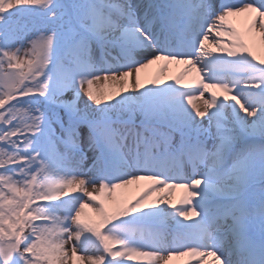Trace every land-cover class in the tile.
<instances>
[{"label":"snow or ice","instance_id":"snow-or-ice-1","mask_svg":"<svg viewBox=\"0 0 264 264\" xmlns=\"http://www.w3.org/2000/svg\"><path fill=\"white\" fill-rule=\"evenodd\" d=\"M128 262L264 264V0H0V264Z\"/></svg>","mask_w":264,"mask_h":264},{"label":"rangeland","instance_id":"rangeland-1","mask_svg":"<svg viewBox=\"0 0 264 264\" xmlns=\"http://www.w3.org/2000/svg\"><path fill=\"white\" fill-rule=\"evenodd\" d=\"M133 3H138V2H147V0H132ZM229 2H232V3H235L236 0H229ZM246 2H251V0H246ZM214 35V33H213ZM211 39V37H210ZM182 66H175L171 71L167 72V75H172L173 72L175 71V69L178 71L179 68H181ZM147 73L149 74H152V73H155L157 71V66L156 65H153L151 66L149 69H146L145 70ZM176 73V71H175ZM71 93L68 92V93H65V99H70L71 98ZM205 99L208 98V95L207 93H205ZM85 99V97H83V94H82V100ZM202 101H199L198 103H200V106H201V109L203 110V104L201 103ZM206 123V122H205ZM62 150V149H61ZM90 155V153H89ZM91 164V160H86L84 162V166L85 168H87L88 166H90ZM147 182L146 181H142L140 182V185L139 186H132L130 189H125V190H120L121 194L125 197H128V196H135V195H138L139 192H140V189L146 184ZM88 188L89 190H91V185H88ZM181 192L182 190L181 189H175L173 190V196H172V199L173 201L175 202L177 199H179L180 195H181ZM87 199V198H86ZM88 211V210H86ZM86 254H94L93 253H86ZM128 264H135V262H128Z\"/></svg>","mask_w":264,"mask_h":264},{"label":"bare ground","instance_id":"bare-ground-1","mask_svg":"<svg viewBox=\"0 0 264 264\" xmlns=\"http://www.w3.org/2000/svg\"><path fill=\"white\" fill-rule=\"evenodd\" d=\"M139 3V2H138ZM180 70V68L178 69V71ZM175 71H176V73L178 72L176 69H175ZM175 71L173 72V74L172 75H175L176 73H175ZM202 103V102H201Z\"/></svg>","mask_w":264,"mask_h":264}]
</instances>
